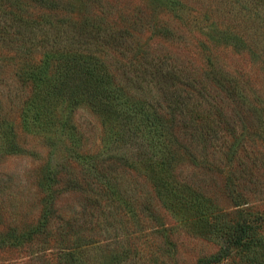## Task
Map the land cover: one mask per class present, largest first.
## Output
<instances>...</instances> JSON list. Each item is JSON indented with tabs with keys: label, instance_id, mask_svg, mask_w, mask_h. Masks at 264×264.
I'll return each mask as SVG.
<instances>
[{
	"label": "rangeland",
	"instance_id": "1",
	"mask_svg": "<svg viewBox=\"0 0 264 264\" xmlns=\"http://www.w3.org/2000/svg\"><path fill=\"white\" fill-rule=\"evenodd\" d=\"M245 2L0 0V24L39 41L37 55L104 53L125 90L160 116L161 140L173 155L158 178L138 160L152 151L138 137L124 135L104 150L108 127L103 132L100 117L81 105L70 116L69 140L79 158L69 154L58 167L69 186L53 183L49 200L38 184L49 148L20 123L13 75L20 59L0 62L2 115L29 153L0 157V264H170V246L179 264H196L220 248V238L208 235L211 213L229 226L264 215V26L248 18ZM155 72L168 77L164 85ZM242 73L252 75L250 83L242 84ZM229 77L240 78L246 96L234 95ZM124 127L121 121L118 130ZM86 153L97 159L87 163Z\"/></svg>",
	"mask_w": 264,
	"mask_h": 264
},
{
	"label": "trees",
	"instance_id": "2",
	"mask_svg": "<svg viewBox=\"0 0 264 264\" xmlns=\"http://www.w3.org/2000/svg\"><path fill=\"white\" fill-rule=\"evenodd\" d=\"M246 3L248 18L260 19L257 24L264 26V0H246ZM16 19L20 18L16 17ZM6 28V24L2 22L0 43L6 47V52H1L0 62L8 65L15 59H20L13 75L17 86L15 89L22 93L18 102L21 126L28 133L40 135L49 148L42 178L38 183L44 197L52 200L55 182L62 190H66L69 186L67 172L58 167L69 163L71 156L69 154H73V158H79V154L69 150V140L75 131L70 116L74 109L81 105L88 107L100 117L103 132L107 131L105 127H108V133L102 137L104 150L108 151L110 147L119 144L120 138L124 135L130 139L138 137L137 140L145 142L152 150L148 156H142L138 160L145 161L152 167L155 177L159 178L157 173L164 171L165 168H172L170 157L173 155L161 140L160 116L155 112L150 113L143 107L141 101H135L138 96L125 90L118 75L104 61V53L51 50L37 55L32 47L39 41H35L33 36L20 34L18 30L10 32ZM53 42L57 41L54 39ZM7 48L11 51H7ZM9 52L13 55L8 56ZM261 62L263 63L262 60ZM128 64L135 62L128 61L124 68L128 67ZM260 72L264 77V69ZM160 75L162 78L155 72L152 78H155L154 80L157 78L156 81L162 79L161 84H163V79L168 77L165 74ZM245 75L242 73V84L251 82L252 75ZM237 79L240 78L229 77L226 81L230 82L229 86L233 88L231 89L233 93L235 89L237 90L234 95L246 96L241 91L240 85H237ZM125 80L134 82L137 79L126 76ZM25 91L26 94L23 96ZM166 92L168 91H163V94ZM176 102L175 99L173 103ZM175 107L178 108V105ZM121 121L125 127L118 130ZM229 127H231L230 133L235 134L236 125L232 124ZM121 130L124 132H120ZM145 134L150 135L149 141L142 138ZM23 153L28 151L26 152L18 143L12 125L2 115L0 102V157ZM102 153L101 149L97 154ZM96 157L95 154L86 153L81 158L91 163L97 159ZM4 193L0 178V203L4 202ZM44 210L38 228L46 222L48 210L45 208ZM218 216H213L212 213L209 215V220L214 219V221L208 223V235L220 238V248L214 254L198 258L196 264H227V260L231 258L234 264H264V215L248 214L242 222L230 226L217 223ZM168 255L170 264H179L171 246ZM61 256L69 258V252L61 253Z\"/></svg>",
	"mask_w": 264,
	"mask_h": 264
}]
</instances>
